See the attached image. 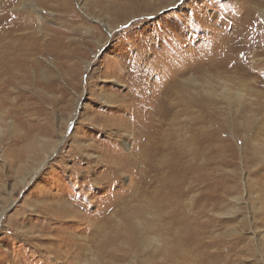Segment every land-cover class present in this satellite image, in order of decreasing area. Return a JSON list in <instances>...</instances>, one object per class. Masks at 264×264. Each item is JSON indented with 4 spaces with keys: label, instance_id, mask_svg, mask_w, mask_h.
<instances>
[{
    "label": "rangeland",
    "instance_id": "obj_1",
    "mask_svg": "<svg viewBox=\"0 0 264 264\" xmlns=\"http://www.w3.org/2000/svg\"><path fill=\"white\" fill-rule=\"evenodd\" d=\"M2 27L0 264H264V0H0Z\"/></svg>",
    "mask_w": 264,
    "mask_h": 264
},
{
    "label": "bare ground",
    "instance_id": "obj_2",
    "mask_svg": "<svg viewBox=\"0 0 264 264\" xmlns=\"http://www.w3.org/2000/svg\"><path fill=\"white\" fill-rule=\"evenodd\" d=\"M17 6V5H16ZM21 8H27V7H24L23 5L22 6H18V10H16V8L14 7V8H12L11 10H9V11H6V13L7 14H9V18L10 19H13V21H12V23L13 24H17V25H20V26H22V24H23V26L22 27H25V28H27L26 26H29L28 28H30L31 26H32V24H37L38 23V19L35 17V16H33L32 15V13H31V8L29 7L28 9H25V11H22V9ZM21 9V10H20ZM24 10V9H23ZM22 17V18H21ZM17 19H19V20H17ZM31 24V25H30ZM4 28V29H3ZM12 28V27H11ZM1 29V34H0V39H2L5 35H3V33L5 32V31H7V30H9L8 29V27H2V28H0ZM22 38H27L28 40H30V39H32V40H34V41H36L37 39H36V36L32 33V32H29V33H27L26 35H23L22 36ZM27 41V40H26ZM29 42V41H28ZM51 42V40L49 39V40H47V41H45V42H43V45L44 44H48V43H50ZM27 43V42H26ZM27 44H29V43H27ZM24 48H26L25 47V42H24ZM42 44L40 45L41 47L43 46ZM37 47V46H36ZM31 50H32V48H31ZM41 50H43L42 48L40 49V51ZM35 51V50H34ZM28 54V53H27ZM25 55V54H24ZM9 56V55H8ZM258 56V55H257ZM13 58V57H12ZM11 58V59H12ZM6 62V61H5ZM108 97V96H107ZM115 99H117V98H115ZM119 100V99H118ZM117 100V101H118ZM112 102H113V100H112ZM114 103V102H113ZM131 108V107H130ZM128 113V112H127ZM151 115V114H150ZM136 117V116H135ZM152 117V116H151ZM143 118V117H142ZM135 119H133L132 118V120H130V124H131V122H132V124H133V121H134ZM155 120V119H154ZM161 120V119H160ZM126 122V121H125ZM135 123H137L138 125H140V126H143L144 124H148V122L149 121H146V119H139V120H137V121H134ZM161 122V121H160ZM155 123V122H154ZM153 123V124H154ZM123 124V123H122ZM104 125H105V123H104ZM134 126L132 127V129H134L135 128V131H136V127L138 126H136L135 124H133ZM160 125V124H159ZM102 127H104V126H102ZM123 127H125V126H123ZM128 127V126H127ZM131 127V126H130ZM153 127H154V125H153ZM152 126L150 127V124H149V126H146V129H145V132L143 133V134H141L143 137V140L145 141V145L147 146V148H146V151H148L149 152V154H146L145 155V159H147L146 160V162L148 163H150V165L152 166L153 165V163H154V160H157V159H152L153 158V155H154V152L153 151H155V154H157V153H160L161 152V148L162 147H160L159 145L160 144H158V138H156V136L154 135V131H156V130H154L153 131V128ZM141 129H142V127H141ZM131 130V129H130ZM140 130V129H139ZM158 130V129H157ZM126 131V130H125ZM134 131V132H135ZM128 133V132H127ZM158 133V132H157ZM131 135H133V134H131ZM137 136V135H136ZM129 137H131V136H129ZM133 138V137H132ZM137 138V137H136ZM145 138V139H144ZM135 139V138H134ZM142 140V139H141ZM138 143V142H137ZM140 143V142H139ZM192 145H193V148L194 149H196V145H195V143H194V141L192 142ZM137 146V145H136ZM162 150H164V148H162ZM178 152H182V153H185V151L183 150V149H179L178 150ZM162 153V152H161ZM156 157V156H155ZM112 158V157H111ZM132 161H134V159L132 158L131 159ZM113 165H115V163H113ZM117 165V164H116ZM149 165V166H150ZM164 164H162V163H160V166H163ZM184 165V164H183ZM123 166V165H122ZM157 168L159 169V163H157ZM192 168H193V166H192ZM151 169V170H150ZM140 170H142V169H140ZM146 170V169H145ZM150 172H152V168H149L148 169ZM143 171H144V169H143ZM156 171H158V170H156ZM183 171H184V173H183ZM192 171H193V169H192ZM149 172V173H150ZM183 175H185V169H183V170H181L180 171ZM138 175H139V177L137 178L139 181H141L142 183H146V181H150V180H152L151 178L152 177H150L149 175H148V177H147V171H144V172H139L138 173ZM153 175V174H152ZM151 175V176H152ZM158 180L161 182V183H164L165 182V179H162V177H159L158 178ZM164 193H166V192H164ZM167 194V193H166ZM49 208V207H48ZM30 235V234H29Z\"/></svg>",
    "mask_w": 264,
    "mask_h": 264
}]
</instances>
